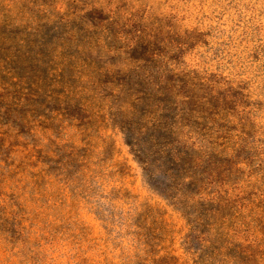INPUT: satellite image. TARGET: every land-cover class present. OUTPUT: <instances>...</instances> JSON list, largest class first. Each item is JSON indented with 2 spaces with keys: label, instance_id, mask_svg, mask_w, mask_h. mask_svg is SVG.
I'll list each match as a JSON object with an SVG mask.
<instances>
[{
  "label": "rangeland",
  "instance_id": "rangeland-1",
  "mask_svg": "<svg viewBox=\"0 0 264 264\" xmlns=\"http://www.w3.org/2000/svg\"><path fill=\"white\" fill-rule=\"evenodd\" d=\"M107 13L116 17L110 43L124 48L132 43V48L122 58L99 61L112 72L129 73L136 66L149 67L164 53L168 63L195 76L194 88L201 87L197 95L209 93L212 108L222 110L229 122L220 126L240 138V151L232 161L241 169L236 177L246 176L251 189L264 193V0H0V115L6 111L0 119L5 125L0 128V264H134L126 242L132 224L154 233L158 239L154 246L181 263L201 247L188 218L147 184L125 143L121 122L113 120L114 112L102 110L106 113L101 114L102 127L93 133L92 145L104 148V154L94 152L97 166L87 165L94 172L86 178L80 171L76 174L79 164L74 165L76 170L63 171L67 160L46 156L48 145L43 147L39 139L24 141L28 129L18 122L22 110L16 114L5 107L16 103L17 91L38 94L37 100L50 90L62 92L53 85L62 62L58 41L68 31L55 30L54 23L46 21L74 15L72 19L83 22L81 28L102 31ZM19 43H24L22 48L32 45L22 53ZM65 48L63 57L76 53L69 43ZM11 56L18 57L14 64L8 60ZM115 84L110 88L116 89ZM153 96L155 101H169L171 95L158 90ZM51 106L65 111V119L71 115L83 121L75 109L47 105ZM120 117L125 120L126 115L121 112ZM60 138L69 141L65 146L77 141L69 130ZM26 144L37 147L30 152L35 161ZM58 149L62 147L54 150ZM38 161L43 166L36 165ZM108 196L118 199L123 211L128 205L138 209L134 217L125 213L126 236L116 229L120 208L113 210L115 218H107L110 207L103 198ZM261 200L258 206L264 215V197ZM253 240L249 242L253 257L244 261L264 264V223L257 222Z\"/></svg>",
  "mask_w": 264,
  "mask_h": 264
},
{
  "label": "trees",
  "instance_id": "trees-1",
  "mask_svg": "<svg viewBox=\"0 0 264 264\" xmlns=\"http://www.w3.org/2000/svg\"><path fill=\"white\" fill-rule=\"evenodd\" d=\"M106 15L109 16L101 21L105 25L102 31L81 28L83 22L72 19L74 15L53 16L54 21H46V25L54 23L55 30L64 27L68 31L58 41L62 43L59 51L62 62L55 71L58 74L53 85L62 92L50 90L42 100H37L38 94L25 95L17 91L18 97L13 98L16 103L13 106L5 103L8 111L19 114L22 110L25 115L18 118L20 126L28 129L27 140H23L39 139L43 147L48 145L46 156L58 155L67 160V167L62 166L63 171L76 170L74 165L79 164L76 174L80 171L82 176L90 178L94 171L89 167L97 166L99 159L94 152L104 154V148L100 150L92 145V135L102 127L99 119L106 113L102 110L114 112L113 120L121 122L125 143L131 148L147 184L188 218L189 229L201 245L193 258L181 263L169 251L154 246L158 241L154 233L137 224H132L131 232L127 230L125 213L136 216V206L128 205V211H123L118 199L105 197L103 200L110 207L108 219L116 217L113 210L120 208L122 211L121 218L117 216L120 226L116 229L122 236L129 232L126 242L130 259L137 261L134 264H247L244 260L253 257L249 242L254 243L257 222L264 223V215H260L258 206L260 201L263 202L264 193L251 189L246 176L244 180L236 177V172L240 174L241 169L232 161L240 151V138L232 137L224 126H220V122H229L222 110L218 112L212 108L210 94L197 95L201 87L194 88L195 76L168 63L164 53L159 54L149 67L136 66L129 73L112 72L104 61H99L122 58L132 48V43L125 48L110 43L114 37L112 21L116 23V17L112 13ZM68 43L76 53L63 57L61 53L66 51ZM19 44H22V53L32 45L25 43L22 48L24 43ZM87 53L97 56L96 59H91ZM8 60L14 64L18 57L11 56ZM114 83L116 89L113 90L110 86ZM158 90L168 92L170 100L155 101L153 95H158ZM186 92L188 95H184ZM141 93L146 95L145 99H140ZM153 101L158 102L157 105L154 106ZM53 104L65 105L66 110L75 109L83 121L71 115L65 119V111L47 107ZM25 109L28 112L24 113ZM121 112L126 115L125 120L121 119ZM5 114L6 111L2 112L0 119H4ZM2 126L5 125L0 123V128ZM11 129L17 138H22L16 129ZM66 130L73 132L77 139L70 146H65L69 141L60 138ZM58 146L62 149L55 151ZM25 147L28 156L35 161L36 157L30 152L38 150L37 147L33 148L32 144ZM83 149L84 152H77ZM36 165L43 166L40 161ZM89 183L88 179L86 187L90 192ZM101 194L105 195V192L102 190ZM150 216L151 213L146 214L147 218Z\"/></svg>",
  "mask_w": 264,
  "mask_h": 264
}]
</instances>
